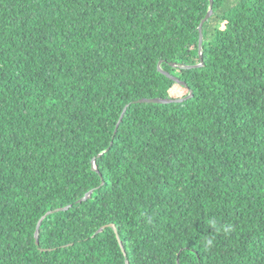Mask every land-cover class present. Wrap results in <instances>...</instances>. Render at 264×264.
Listing matches in <instances>:
<instances>
[{
  "label": "trees",
  "instance_id": "obj_1",
  "mask_svg": "<svg viewBox=\"0 0 264 264\" xmlns=\"http://www.w3.org/2000/svg\"><path fill=\"white\" fill-rule=\"evenodd\" d=\"M210 6L0 0V264H264V0L194 68Z\"/></svg>",
  "mask_w": 264,
  "mask_h": 264
},
{
  "label": "water",
  "instance_id": "obj_2",
  "mask_svg": "<svg viewBox=\"0 0 264 264\" xmlns=\"http://www.w3.org/2000/svg\"><path fill=\"white\" fill-rule=\"evenodd\" d=\"M213 8H214V0H211L210 11H209L208 15L206 16V18L202 21V23H201V25H200V59H201V64L195 66L194 68L202 67L203 64H204V56H203L204 34H203V27H204V25L206 24V22L212 17V15H213V13H214V9H213ZM159 68L161 69V64H160V67H159ZM190 97H192V95H191ZM190 97H189V98H190ZM139 102H140V103H160V104H165V103H168L169 101L161 100V99H152V100H141V101H139ZM170 102H171V101H170ZM127 108H128V107H127ZM127 108L125 109V112H124L123 115H122V118H121L120 123L122 122V120H123V118H124V116H125V113H126V111H127ZM120 123L118 124L117 130H118L119 126H120ZM100 157H102V155H101ZM94 162H95V161H94ZM91 195H92V192L86 194V196L80 201V203H82V202H84V201H87V200L91 197ZM70 208H71V206L66 207V208H63V209H58V210H56V211H51V212L47 213V215L41 219V221L39 222L38 228H37V233H36V241H37V245L40 244L41 226H42L43 221H44L48 216L52 215L53 213L60 212V211H62V210H68V209H70ZM112 227L116 230L117 237H118V239H119V241H120V244L122 245V241H121V239H120V235H119V233H118V230L116 229L115 226H112ZM102 230H104V228H103ZM102 230H101V231H102Z\"/></svg>",
  "mask_w": 264,
  "mask_h": 264
},
{
  "label": "clouds",
  "instance_id": "obj_3",
  "mask_svg": "<svg viewBox=\"0 0 264 264\" xmlns=\"http://www.w3.org/2000/svg\"><path fill=\"white\" fill-rule=\"evenodd\" d=\"M207 244L210 246L212 244V241L211 240H208L207 241Z\"/></svg>",
  "mask_w": 264,
  "mask_h": 264
}]
</instances>
